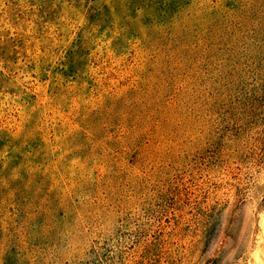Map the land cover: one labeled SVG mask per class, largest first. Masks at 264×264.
Returning a JSON list of instances; mask_svg holds the SVG:
<instances>
[{
  "label": "rangeland",
  "instance_id": "374dc122",
  "mask_svg": "<svg viewBox=\"0 0 264 264\" xmlns=\"http://www.w3.org/2000/svg\"><path fill=\"white\" fill-rule=\"evenodd\" d=\"M140 4L0 0V264H248L264 0Z\"/></svg>",
  "mask_w": 264,
  "mask_h": 264
},
{
  "label": "bare ground",
  "instance_id": "6f19581e",
  "mask_svg": "<svg viewBox=\"0 0 264 264\" xmlns=\"http://www.w3.org/2000/svg\"><path fill=\"white\" fill-rule=\"evenodd\" d=\"M260 232L256 235L255 248L250 254L248 264H264V213L259 217Z\"/></svg>",
  "mask_w": 264,
  "mask_h": 264
},
{
  "label": "trees",
  "instance_id": "16d2710c",
  "mask_svg": "<svg viewBox=\"0 0 264 264\" xmlns=\"http://www.w3.org/2000/svg\"><path fill=\"white\" fill-rule=\"evenodd\" d=\"M143 1H145V0H130V4H132V6H135V8H136L137 5H141L140 3H142ZM149 2H150V4L147 6H154L156 12L159 15H161L162 11H164V9L166 8V5H167V0H149ZM103 7L106 8L105 5Z\"/></svg>",
  "mask_w": 264,
  "mask_h": 264
}]
</instances>
